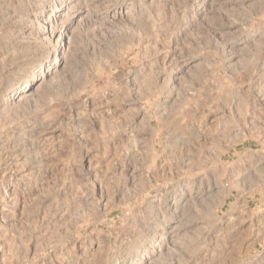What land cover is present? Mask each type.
I'll return each mask as SVG.
<instances>
[{
	"label": "rangeland",
	"instance_id": "374dc122",
	"mask_svg": "<svg viewBox=\"0 0 264 264\" xmlns=\"http://www.w3.org/2000/svg\"><path fill=\"white\" fill-rule=\"evenodd\" d=\"M0 264H264V0H0Z\"/></svg>",
	"mask_w": 264,
	"mask_h": 264
}]
</instances>
